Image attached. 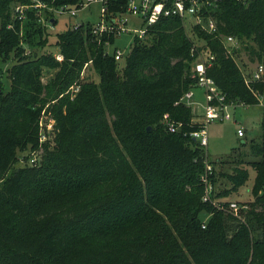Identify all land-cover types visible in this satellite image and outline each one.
<instances>
[{"label":"trees","instance_id":"16d2710c","mask_svg":"<svg viewBox=\"0 0 264 264\" xmlns=\"http://www.w3.org/2000/svg\"><path fill=\"white\" fill-rule=\"evenodd\" d=\"M107 1L111 10L120 7ZM19 3L29 0H0V62L13 59L8 89L0 83V264H264L263 132L248 140L251 158L225 174L229 188L215 189L210 173L203 200L201 179L212 161L190 135L201 127L191 107L178 101L195 88L197 51L208 50V74L227 99L257 103L239 56L264 60V0H216L209 7L216 29H196L199 41L178 18L161 17L132 38L120 60L104 52L113 33L95 36L81 23L51 40L46 22L56 23L54 12L30 6L19 17ZM226 35L238 46L228 49ZM88 64L97 81L81 77ZM44 68L54 70L45 83ZM46 104L54 135L40 141ZM164 115L179 123L175 131ZM245 161L255 172L252 199L236 216L227 196L247 180Z\"/></svg>","mask_w":264,"mask_h":264},{"label":"built area","instance_id":"2783aa9c","mask_svg":"<svg viewBox=\"0 0 264 264\" xmlns=\"http://www.w3.org/2000/svg\"><path fill=\"white\" fill-rule=\"evenodd\" d=\"M91 2H97L100 5L97 21L81 20L69 23L65 28L76 29L81 23H89L91 26V33L95 36L113 33L115 40L120 34L132 31V33H134L133 37L135 35L142 37L150 24L161 17L171 16L178 18L187 34L196 41H199V38L195 36L196 29L204 30L208 33H212L216 29V19L209 8L216 0H114V3L118 4L120 7L112 10L109 9V2L107 0H80L77 4H60L58 6L43 3L41 0H29V4H17L14 11L19 14V17H23L24 11L30 6L38 8L46 7L52 10L54 14L67 13L74 16L77 15L81 9L89 6ZM129 17L140 20V26L138 28H129L127 26ZM46 24L50 29L54 25L51 21L46 22ZM114 40L112 42L108 39L104 40V52L112 54L115 60H120L125 56L128 50H120L115 46L110 49L109 46ZM222 43L228 49L231 46H238L237 39L232 35L223 36ZM53 55L59 61L63 58L62 53L57 50L53 52ZM213 58L214 55L208 50H199L191 65L192 75L196 78L195 88L201 89L202 99H195V88H189L178 100L189 105L192 113L194 112V104H200V106H202V120L197 121L192 118V120L198 122L201 127L190 133V135L196 139L204 149L207 145L206 124L213 121L231 120L233 117L232 108L239 105H247L243 103V101L237 102L227 99L226 94L220 90L213 77L208 74V69L212 65ZM246 65V67L242 68L244 81L251 92L257 97V105L261 108L260 126L264 134V60L256 61L253 65L251 62H249L248 65L247 62ZM252 82L262 84V89L259 90L252 86ZM78 88V85H71L69 90L75 92ZM43 116L42 112V116L39 120L40 141L48 137V132L53 133L54 119L52 122L46 121L43 123ZM164 120L170 131H175L179 127V123L167 120L165 115ZM236 133L238 136L243 137L245 135L244 127H237ZM33 159L34 157L31 158V160ZM208 171H210V166L207 162L205 164V172L202 175V179L205 183L203 200L209 198L211 191V186L206 182ZM240 207H246V205L238 204L235 200H230L227 205L228 211L236 216H238Z\"/></svg>","mask_w":264,"mask_h":264},{"label":"rangeland","instance_id":"374dc122","mask_svg":"<svg viewBox=\"0 0 264 264\" xmlns=\"http://www.w3.org/2000/svg\"><path fill=\"white\" fill-rule=\"evenodd\" d=\"M99 3L97 2H91L89 6L81 9L77 15H69L67 13H59L55 14L56 17V23L51 28L53 35L50 37L51 40L54 39L55 34L54 32L56 30H60L65 28L69 23L77 22L81 20H90V21H97L99 17ZM127 26L129 28H138L140 26V20L134 17H129ZM132 31L130 32H124L117 36L114 40V42L109 46L110 49H112L114 46L117 49L125 50L127 51L129 49V46L131 45L132 38H133ZM54 48H51L53 50ZM30 50H36L37 52H45L48 51V47H31ZM240 61H244L245 63L249 60L247 59L246 53L243 51L240 52ZM239 62V61H238ZM256 62L254 60L251 61L252 65ZM13 63V59L10 58L9 60L0 62V83L4 87V90H7L9 87V77L7 75V68ZM118 68H121L123 66V62L119 61ZM54 72L53 69H46L44 68L42 75H41V81L47 82L49 77ZM83 76L86 80L91 81H97L98 77L94 69L88 64L86 67H84L83 72L81 73V77ZM199 93V96H197V92ZM195 99L201 100V90L200 89H194ZM193 119L194 120H202V113L203 109L200 104H194L193 105ZM233 111V117L231 120H223V121H213L206 124V132H207V145L205 147V153L207 156V159L209 161L210 171L207 172L206 176V182L210 186H212L209 175L211 172H213V176L215 179V182L213 184V187L215 189H222L223 187L229 188L230 182L228 178L225 176L229 172H231L232 167L237 164V161L240 159L247 160L250 159V156H245L244 152L249 149V142L248 140L252 137H256L257 135L261 134L262 129L260 126L261 122V108L259 105L252 104V105H242V106H236L235 108L231 109ZM43 118L42 122L46 121H53V115L50 110H48V104H46L43 107ZM235 120V121H234ZM244 127L245 129V135L243 137H240L236 133L237 127ZM52 132H48L47 136L49 138L53 137ZM247 139L245 143L243 141L245 138ZM23 152L22 154H24ZM37 154L36 151H30L27 155H25V159L28 161L30 159V156ZM231 154L230 156H228ZM20 155V160L23 158V155ZM234 159V160H233ZM243 166H246L248 168V178L245 181V183L240 186L238 189H235L232 193H230L227 196V199L235 200L238 202V204H242L245 201H249L252 199V195L250 192V188L253 182L254 178V169L244 162ZM201 181L204 182L203 179ZM240 201V202H239ZM202 217L205 219L208 217V214H202Z\"/></svg>","mask_w":264,"mask_h":264},{"label":"crops","instance_id":"0c3cea01","mask_svg":"<svg viewBox=\"0 0 264 264\" xmlns=\"http://www.w3.org/2000/svg\"><path fill=\"white\" fill-rule=\"evenodd\" d=\"M195 89H199V88H195ZM201 90V89H200ZM197 92V91H196ZM201 93V99H202V91L200 92ZM198 94V95H197ZM197 94H195V95H197V96H199V93L197 92ZM261 113V112H260Z\"/></svg>","mask_w":264,"mask_h":264},{"label":"water","instance_id":"95a60500","mask_svg":"<svg viewBox=\"0 0 264 264\" xmlns=\"http://www.w3.org/2000/svg\"><path fill=\"white\" fill-rule=\"evenodd\" d=\"M151 129V127L150 126H147V130H150Z\"/></svg>","mask_w":264,"mask_h":264}]
</instances>
